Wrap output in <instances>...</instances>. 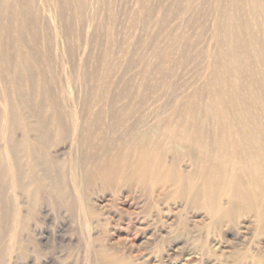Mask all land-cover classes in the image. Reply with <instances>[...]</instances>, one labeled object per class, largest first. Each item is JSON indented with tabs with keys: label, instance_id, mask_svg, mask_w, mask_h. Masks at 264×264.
<instances>
[{
	"label": "rangeland",
	"instance_id": "1",
	"mask_svg": "<svg viewBox=\"0 0 264 264\" xmlns=\"http://www.w3.org/2000/svg\"><path fill=\"white\" fill-rule=\"evenodd\" d=\"M229 2L221 0L222 12L216 17L222 25L233 22L240 29L245 17L234 13ZM19 5L27 11L25 25H35L34 37L29 29L22 40L40 56L39 66L58 105L70 110L76 123L83 105H88L93 121L88 151L93 159L81 161L85 136L79 129L58 147L57 136L52 138L56 170L43 165L38 177L48 181L46 185L56 182L65 192L53 193L50 184L44 185L34 206L23 193L18 191V198V192H9L15 205L26 207L22 210L27 221L21 231L0 233V264H264V46L251 55L248 36L243 35L245 43H236L227 57L226 67L233 73L241 65L238 90L257 102L263 123L254 129L252 147L260 154L259 165L240 169L245 173L240 183L253 197V206L244 208L247 201L238 197L230 212L215 221L204 208L207 201V208L213 209L211 197L192 200L188 193H176L178 173L202 184V158H184L178 147L175 161L169 147L179 144L180 135L168 132L179 122L174 116L189 121V106L206 103L210 62L201 53L212 56L216 50L213 10L218 0H15L14 9ZM9 17L15 31L21 28L23 17ZM0 22L9 23L6 14ZM237 52L244 54L243 60L247 54L252 57L243 65L236 60ZM226 89L223 99L235 92L232 84ZM103 91L108 95L101 98ZM206 123L205 130L214 137V121ZM138 124L142 129L154 127V142L165 149L160 159L174 171L140 179L116 164L120 173L113 178L122 183H109L108 172L124 151L125 131ZM221 130L231 134V122ZM105 139L108 162L102 165ZM212 195L226 210L238 188L225 193L217 187Z\"/></svg>",
	"mask_w": 264,
	"mask_h": 264
},
{
	"label": "bare ground",
	"instance_id": "2",
	"mask_svg": "<svg viewBox=\"0 0 264 264\" xmlns=\"http://www.w3.org/2000/svg\"><path fill=\"white\" fill-rule=\"evenodd\" d=\"M229 1L231 10L234 13L237 12L240 17H245L246 25L240 29L233 22L222 25L220 23L221 17H216L219 12H222L223 4L221 0H218L219 5H215L213 10L216 26L213 33L216 50L212 56L205 51L201 53L210 62L204 87L207 95L206 103L198 105L197 103L193 104V102V105L189 106L187 113V116L191 118L189 121L183 122L180 114L174 116L179 122L174 129H169L168 132L172 136L176 133L180 135L179 144H170L169 147L175 154V161L178 160V147L183 148L184 158H194L195 154H200L202 158L199 166L200 176H203L202 184L198 185L193 178H188L186 181V177L178 173L177 183H174L176 193L180 196L188 193L192 200L200 197L209 200L211 197L214 202L213 209L207 208V201L204 202V208L213 215L215 221L220 220L230 212L238 197L247 201L244 208L250 209L253 206V197L250 198L247 187L240 183V176L245 175L244 171L240 169L244 167V164L259 165L258 157L260 154L253 151L252 147L257 139L254 129H259L263 123L257 102L251 100L248 94H241L238 90L242 81L241 65L238 66L237 71L234 70V73L228 70L226 65L227 57L232 55V49L236 50L235 44L240 41L239 47H241L243 42L245 43L242 40L243 35L248 36V47L251 48V55L255 50L258 51L259 45L264 46V0ZM14 3L15 0H0V17L6 14L9 19V23L4 26L0 22V233L8 232L12 228L21 231L27 221L22 210L26 207L22 205V208L19 207L17 202L15 205L13 203L14 197L13 201H11L10 195V198L8 197V194H11L9 192L19 191L23 193L24 195L21 194L22 198L27 196L30 205L34 206L37 201V194L44 189V185L46 187L50 184L46 185L45 180L38 177V172L43 165L48 166L49 169H54L55 172L56 169L53 167L57 161L55 162L50 154L51 146L53 147L54 144L55 147L60 146L61 141L69 133L73 134L79 129L85 136L82 139L84 153L81 161L93 159L89 155L90 151H88L90 149L88 141L91 137L89 129L93 125V121L89 117L88 105H83L82 112L77 119L78 123L73 121L70 110L68 112L58 105L56 97L53 96V89L46 83L44 72L39 66L40 56L35 49L29 48V45L21 37L29 29L33 31L34 37L35 25L31 27L25 25L26 8L19 5L17 9H14ZM8 14L16 18L23 17L22 26L17 28V31L13 29L14 25ZM12 44H14V49L11 52L9 49L13 47ZM229 47V52L226 53ZM237 53L239 56H236V60L243 65L246 64L247 59L252 57L247 54L243 60L244 54ZM256 61H259L257 54ZM160 73L165 74V70L160 71ZM259 83L260 78L257 79L258 86ZM228 84L234 86L235 92L229 93L228 99H223L224 94H227ZM260 91L264 95V89ZM197 93H195L196 97L198 96ZM106 95L108 92L103 91L101 98ZM139 98L142 100L143 96ZM196 99L198 100L199 96ZM112 105L113 100L111 99V110ZM210 120H213L216 126L214 137L205 130L206 121ZM225 122H231V134L230 132L225 134L221 130ZM251 123L253 127L250 126ZM135 126L132 131H125L122 140L124 151L119 153L120 155L116 157L111 171L108 172L111 176L109 183L116 185V180L117 182L122 181L113 178L120 173L115 171L116 164L132 170L140 179L151 178L152 180L159 175L158 171L162 172L165 169L174 171L170 166L166 167L160 159L159 154L165 149L161 143L156 144L154 142V127L142 129L143 124ZM189 128H193V130H188ZM230 135L233 137L230 138ZM54 136H57V139L54 144H51ZM100 151L104 154L102 163L104 165L108 162L106 139ZM163 177L165 178V176ZM55 184L49 185L50 191L62 195L65 189ZM217 187H222L225 193L234 192L236 187L238 188V195L232 197L229 209L224 210L212 195L213 190ZM113 188L115 189L116 186ZM51 192L50 194H52ZM40 195H38L39 199H41ZM55 195L57 196V194ZM57 197L59 198L60 195ZM20 200L19 203L22 201ZM50 200L53 203L55 201ZM53 203L50 204L53 205Z\"/></svg>",
	"mask_w": 264,
	"mask_h": 264
}]
</instances>
